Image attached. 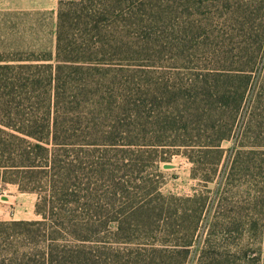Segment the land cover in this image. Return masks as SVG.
<instances>
[{
    "label": "rangeland",
    "instance_id": "obj_1",
    "mask_svg": "<svg viewBox=\"0 0 264 264\" xmlns=\"http://www.w3.org/2000/svg\"><path fill=\"white\" fill-rule=\"evenodd\" d=\"M68 1L66 10L90 6L92 25H97L92 34L100 48L92 57L99 63L90 72L91 86L117 90L120 83L112 87L109 82L115 70L127 79L123 91H133L137 99L125 110H107L102 117L97 113L102 132L113 124L118 127L109 131L126 127L124 119L134 113L140 122L137 139L154 142V116L178 105L175 114L184 110L189 139L206 142L224 134L230 138L221 142V163L216 164V154L202 153L204 164L198 170L219 173L217 181L207 185L192 177L195 165L186 154L193 153L189 149H143L137 155L138 164L145 166L143 177L162 183L161 195L154 184L134 193L135 203H146L153 216L149 231L136 230L129 237L104 232L86 241L81 251L72 236L65 237L62 246L67 249L55 253L54 264H264V0ZM58 7L59 0H49L48 10L33 12L30 19L16 14L9 22L0 21V60L36 62L51 56L49 62L55 63ZM79 30L69 29L72 38ZM74 73L79 79L85 76ZM160 153L170 158L156 165ZM110 154L114 157L115 152ZM106 161L122 164L116 158ZM107 174L92 177V186L102 185L97 196L104 206L101 210L95 205L92 212L103 217L127 205L126 212H132L135 204L129 200L123 207L109 203L113 183ZM199 190L210 198L197 222L193 204L182 197ZM145 193L147 198L142 197ZM37 198L17 185H3L0 264H45L49 257L35 245L38 238L10 224L42 219L36 212Z\"/></svg>",
    "mask_w": 264,
    "mask_h": 264
},
{
    "label": "trees",
    "instance_id": "obj_2",
    "mask_svg": "<svg viewBox=\"0 0 264 264\" xmlns=\"http://www.w3.org/2000/svg\"><path fill=\"white\" fill-rule=\"evenodd\" d=\"M66 1L59 0L55 63L49 62L53 59L51 56L36 62L0 60V192L4 184H14L21 191L38 195L36 212L42 219L15 220L10 224L21 225L28 236L38 238L35 245L43 248L45 256L49 255L45 257V264L57 262L55 253L67 249L66 245L62 246V240L68 236L78 242L81 251L86 241L97 240L104 232L129 237L136 230L149 231L153 216L146 209L149 207L146 203H135L138 197L134 193L150 190L148 187L154 184L155 191L161 195L162 183L143 177L145 166L139 165L137 159L143 149L148 147L153 152L166 145L189 149L193 153L186 154L195 165L192 177L207 185L215 183L219 173L217 169L198 170L204 164L202 153L216 154V164L221 163L225 158L221 142L230 138V134H224L206 142L189 139L184 110L180 109V115L175 114L178 105H170L173 110L158 111L154 116V125L158 128L154 131L157 138L154 142L137 139L140 122H136L137 116L132 112L133 116L124 119L126 127L109 131L118 127L113 124L102 132L95 119L97 113L102 117L107 110H125L137 99L133 91H123L126 89L123 79H127L114 73L115 70L109 82L112 87L120 83V88L103 92L91 86L90 72L98 67L94 64L99 63L93 61L92 56L98 46L100 48L92 34L97 27L92 25L95 18L90 6L66 10ZM80 1L83 0L68 2ZM73 26L80 30L72 38L69 29ZM75 71L85 76L79 79L74 76ZM191 84L188 86L192 87ZM189 91L187 94L191 95ZM216 127L214 123L212 130L216 131ZM111 151L115 152L114 157ZM108 158H116L122 164L109 163ZM169 158L160 153L156 165ZM117 171L122 172V176H118ZM106 173L113 183L109 203L123 207L127 200L134 202L135 209L128 212L131 214L126 212L128 205L113 214L106 211L103 217L92 212L95 205L104 209L102 198L97 196L102 185L92 186V177ZM219 192V188L214 190L216 195ZM147 195L142 197L147 198ZM182 198L193 204L192 216H197L198 222L209 195L199 190ZM140 216L143 220L147 218L146 223L139 221Z\"/></svg>",
    "mask_w": 264,
    "mask_h": 264
},
{
    "label": "crops",
    "instance_id": "obj_3",
    "mask_svg": "<svg viewBox=\"0 0 264 264\" xmlns=\"http://www.w3.org/2000/svg\"><path fill=\"white\" fill-rule=\"evenodd\" d=\"M49 8V0H0V21L9 22L10 16L26 15L31 17L32 13L46 11Z\"/></svg>",
    "mask_w": 264,
    "mask_h": 264
}]
</instances>
